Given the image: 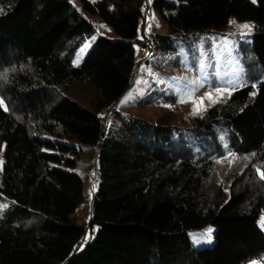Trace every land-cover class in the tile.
I'll return each mask as SVG.
<instances>
[{"label": "trees", "instance_id": "16d2710c", "mask_svg": "<svg viewBox=\"0 0 264 264\" xmlns=\"http://www.w3.org/2000/svg\"><path fill=\"white\" fill-rule=\"evenodd\" d=\"M0 100V264L264 263V0H0ZM56 148L94 151L89 226Z\"/></svg>", "mask_w": 264, "mask_h": 264}, {"label": "rangeland", "instance_id": "374dc122", "mask_svg": "<svg viewBox=\"0 0 264 264\" xmlns=\"http://www.w3.org/2000/svg\"><path fill=\"white\" fill-rule=\"evenodd\" d=\"M149 23H150L149 25L150 28L157 30L155 25L160 23V17L157 10H153V12H151V14L149 15ZM100 25L105 32H107L108 34L112 33V30L109 27L107 21H100ZM244 25H246V23H242L241 25L239 24V26L242 27H244ZM93 42H94V38L87 40L85 45H83V47L77 52L76 56L74 57L75 62H81L85 58ZM222 51L223 52L221 59H222V68L224 73L222 77L224 78L227 84L235 85L238 83V73L236 72L232 63L233 60L232 54L228 52L227 47L223 48ZM181 90H182L181 100H180L181 104L179 106V109L181 110L180 113H189L192 110L193 106L197 104H201V101L203 105L209 104L216 98L218 94V92L216 91L200 88L195 84H189L186 86L184 85L181 87ZM209 93L212 94L213 99L208 98ZM136 112H138V110H136ZM140 112H142V114L147 115L151 119H155L159 114L165 113L166 108L158 107V106H147L142 108ZM55 151L59 153V155L62 157L63 160L74 161L77 164L79 170L83 173L85 201L78 207L77 212L73 215V220L78 224L89 226L90 213L92 210V197L95 189V180H96L95 179L96 177L94 175V170L93 168H90L91 167L90 162L94 157V151L87 150L81 156L79 155V152L77 150L69 149V148H56ZM259 225L264 230V213L259 221ZM96 231H97L96 227H93V229L89 227L85 244L95 236ZM214 232H215V228L209 227L202 231L192 232L190 234V237L193 241V244L196 247H201L204 245H212L214 243V237H213ZM250 264H264V263L254 261L251 262Z\"/></svg>", "mask_w": 264, "mask_h": 264}, {"label": "snow or ice", "instance_id": "6c2138e0", "mask_svg": "<svg viewBox=\"0 0 264 264\" xmlns=\"http://www.w3.org/2000/svg\"><path fill=\"white\" fill-rule=\"evenodd\" d=\"M244 27L247 28V27H249V26H248V25H244ZM208 98H209V99H213L211 93L208 94ZM2 104H3V101L0 100V105H2ZM201 104H202V101H201ZM5 110H7V107H6V106H5ZM199 110H201L200 106L197 107V111H199ZM260 175H261V178H264V172H261Z\"/></svg>", "mask_w": 264, "mask_h": 264}]
</instances>
